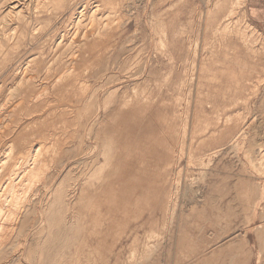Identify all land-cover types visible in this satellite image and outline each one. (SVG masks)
<instances>
[{"label": "rangeland", "instance_id": "rangeland-1", "mask_svg": "<svg viewBox=\"0 0 264 264\" xmlns=\"http://www.w3.org/2000/svg\"><path fill=\"white\" fill-rule=\"evenodd\" d=\"M56 4L0 0V148L32 160L22 140L56 132L51 120L71 144L40 198L44 223L35 212L20 238L23 264H264V0ZM96 7L100 56L82 34ZM58 63L88 86L36 100Z\"/></svg>", "mask_w": 264, "mask_h": 264}, {"label": "bare ground", "instance_id": "bare-ground-1", "mask_svg": "<svg viewBox=\"0 0 264 264\" xmlns=\"http://www.w3.org/2000/svg\"><path fill=\"white\" fill-rule=\"evenodd\" d=\"M40 1V0H39ZM44 1V3H47V2H50L51 1V4L52 2H57L60 3L62 6V1L63 0H41V2ZM68 1V0H67ZM71 2V1H69ZM38 4V3H37ZM56 4V6H57ZM54 6V5H53ZM60 6V5H59ZM57 6V7H59ZM66 6V5H65ZM73 6V5H72ZM43 7V6H42ZM40 8V7H39ZM51 8V6H50ZM63 8V7H62ZM98 7L94 8L91 10L90 14H89V17L88 19L90 20V29L88 28L87 31L85 33H82L83 34V37L85 39H87V42L91 48V51H95V53H97L98 56L101 55V50L104 46V44L106 43L107 41V38H108V35L105 34L106 32V29H108L109 27V23H107L106 20H104L105 18L104 17H101L100 14L98 13ZM37 10V9H36ZM86 10V9H85ZM81 14V13H80ZM113 14V13H112ZM108 18L110 16H107ZM79 18V17H78ZM87 19V20H88ZM99 20H101V23L99 22ZM78 21V20H77ZM76 23V22H75ZM84 21H83V17L80 16L79 18V21H78V25H83ZM86 23V22H85ZM88 25V26H89ZM75 26V25H74ZM73 26V28H74ZM2 27V26H1ZM79 28V27H78ZM77 28V29H78ZM72 29V28H71ZM32 30V29H31ZM70 31V30H69ZM78 31V30H77ZM76 31V33H77ZM85 31V30H84ZM103 31H106L105 33ZM11 33V32H10ZM19 34V33H18ZM17 34V35H18ZM69 34V33H67ZM66 34V35H67ZM81 34V33H80ZM16 35V34H15ZM31 35V34H30ZM35 35V34H34ZM62 35V34H61ZM63 36V35H62ZM65 36V35H64ZM69 36V35H68ZM74 36V35H72ZM21 37V36H20ZM25 37V36H24ZM70 38V37H69ZM72 38V37H71ZM81 38V37H80ZM79 38V39H80ZM83 38V39H84ZM22 39V37H21ZM26 39V38H25ZM28 39V37H27ZM62 39V38H61ZM67 39V37H66ZM13 41H15L13 38H12ZM31 40V39H30ZM33 40V39H32ZM31 40V42H32ZM65 40V39H63ZM26 41V40H25ZM34 41V40H33ZM68 41H71V40H68ZM60 42V41H59ZM77 42V41H76ZM73 41V43H76ZM56 43V41H55ZM63 43V42H62ZM82 43V42H81ZM85 43V42H83ZM60 44V43H59ZM67 44V43H66ZM57 45V44H56ZM72 45V44H71ZM74 45V44H73ZM77 45V43H76ZM112 45V44H111ZM64 46L67 47V45L64 44ZM75 46V45H74ZM63 47V46H62ZM83 47V48H82ZM81 48L84 49V46H82ZM61 48V47H60ZM76 48V47H75ZM74 48V49H75ZM70 49V48H69ZM80 49V48H79ZM78 49V51H79ZM87 49V47H86ZM73 50V49H72ZM88 50V49H87ZM58 51V50H57ZM77 51V50H76ZM82 51V50H81ZM91 51H87L85 54L86 55H90V52ZM62 52V51H61ZM74 52V51H73ZM84 52H85V49H84ZM109 52V51H108ZM53 53V52H52ZM51 53V54H52ZM72 53V52H71ZM70 53V54H71ZM79 54V53H78ZM77 54V55H78ZM92 54V53H91ZM108 54V53H107ZM76 55V56H77ZM81 55V54H80ZM83 55V54H82ZM109 55V54H108ZM58 58V56H56ZM68 57V56H67ZM82 56H80L81 58ZM75 58V56H74ZM65 59V58H64ZM57 60V59H56ZM73 60V58H72ZM91 60V59H90ZM33 61V60H32ZM38 61V60H37ZM66 61V59H65ZM71 61V60H70ZM97 61V60H96ZM27 62V61H26ZM31 62V60H30ZM28 62V63H30ZM40 62V61H39ZM62 62V61H61ZM64 62V60H63ZM75 62V61H74ZM73 62V63H74ZM78 62V60H77ZM86 62V61H85ZM91 62V61H90ZM89 62V63H90ZM100 62V61H99ZM52 63V62H50ZM54 63V62H53ZM69 63V62H68ZM80 63V62H78ZM97 63V62H94V64ZM27 64V63H25ZM24 64V65H25ZM32 64V63H31ZM37 64V63H36ZM43 64V62H42ZM77 64V63H76ZM92 64V63H91ZM23 65V64H22ZM28 65V64H27ZM34 65V64H32ZM88 65V64H87ZM29 66V65H28ZM46 66V65H45ZM54 66V65H53ZM80 66V65H79ZM82 66V65H81ZM20 67V66H19ZM18 67V68H19ZM36 67V66H35ZM56 67L57 69H62V73L60 76H57L55 77L53 80H51V73L53 72V67L51 68H48L46 70V75L45 77H49V87H45L44 90H42V93H40L38 90H36V93L37 91L40 93L38 94L36 98H40L41 96L43 95H51V93H55V94H59V96H61V100L63 99V97H67L69 96V101H70V95H73V93L75 91H77V89L79 88L81 90V93L83 92V90L85 89V86L83 83L81 84L80 82V76H79V72L77 71V67H75L73 64H68V65H64V66H59V63L58 65L56 64ZM84 66H82L83 68ZM86 67V65H85ZM23 68V67H21ZM26 68V67H25ZM28 70H29V67H27ZM39 68V66L37 67ZM81 68V67H79ZM33 68H31L30 70H32ZM86 69V68H85ZM85 69H83V71H85ZM19 70V69H17ZM21 70V69H20ZM27 69H25L26 71ZM27 70V71H28ZM35 70V69H34ZM82 70V69H81ZM24 72V71H23ZM31 72V71H30ZM82 71H80L81 73ZM86 72V71H85ZM27 73V72H26ZM32 73V72H31ZM16 74V73H15ZM25 74V73H24ZM37 74V72H36ZM86 75V73H84ZM18 75H20V73H18ZM17 75V76H18ZM28 75V74H27ZM40 75V73H39ZM31 76V75H29ZM82 76V75H81ZM26 77V76H25ZM25 77H21L20 76V79L21 78H25ZM33 77V76H31ZM37 77V76H36ZM85 77V76H84ZM35 78V77H34ZM39 78V77H38ZM42 78V77H41ZM26 79V78H25ZM24 79V80H25ZM30 79V78H29ZM33 79V78H32ZM37 79V78H36ZM24 80H23V84H24ZM48 81V78L46 79ZM84 80V79H83ZM30 82V80H28ZM46 81V82H47ZM17 82V79L16 81ZM32 82V80H31ZM41 82V81H40ZM45 81H43L44 83ZM86 82V81H85ZM20 83V82H19ZM22 83V82H21ZM27 83V82H26ZM18 84V82H17ZM16 84V85H17ZM22 84V85H23ZM21 85V86H22ZM26 85V84H25ZM40 85V84H39ZM44 85V84H43ZM19 86V85H18ZM16 86V87H18ZM20 86V87H21ZM27 86V85H26ZM24 86V87H26ZM29 86V85H28ZM80 86V87H79ZM88 86V85H87ZM86 86V87H87ZM15 87V88H16ZM43 87V86H42ZM14 88V87H13ZM12 88V89H13ZM14 88V90L12 91H16ZM23 88V86H22ZM32 88V87H31ZM30 88V89H31ZM21 89V88H19ZM18 89V90H19ZM87 89V88H86ZM25 90V88H24ZM23 90V91H24ZM35 90V89H34ZM79 90V91H80ZM12 91H11V94H12ZM23 91H22V94H23ZM32 91V90H30ZM21 92V91H19ZM86 92V90H85ZM18 93V92H17ZM14 94V95H19V94ZM28 93V92H27ZM79 93V92H78ZM12 94V95H13ZM34 94V93H33ZM57 94V95H58ZM76 94V93H75ZM30 95V94H29ZM36 95V94H35ZM56 95V96H57ZM24 96V94H23ZM12 97V96H11ZM16 97V96H15ZM18 97V96H17ZM16 97V98H17ZM34 97V96H32ZM65 97V98H66ZM25 98V96H24ZM21 99V98H20ZM29 98L27 97V102L29 101L28 100ZM33 99V98H31ZM59 99V100H60ZM26 100V98H25ZM24 100V102H25ZM37 100V99H36ZM72 100V99H71ZM6 101V100H5ZM12 101V100H11ZM20 101V100H19ZM22 101V100H21ZM20 101V102H21ZM68 101V102H69ZM22 101V103H24ZM36 102V101H35ZM63 102V100L61 101ZM60 102V103H61ZM74 102V101H73ZM12 103V102H11ZM20 103V105L22 104ZM43 103V102H42ZM32 104V103H31ZM38 104V103H37ZM56 104H57V101L51 97H49L48 99H46V101L43 103V106H44V109L45 110H49V112L51 113H54V111H56ZM62 104V103H61ZM72 104V103H71ZM7 105V104H6ZM35 105V104H34ZM39 105V104H38ZM64 105V104H63ZM17 106V105H16ZM22 106V105H21ZM20 106V107H21ZM25 106V105H24ZM37 106V105H36ZM4 107V106H3ZM8 107V106H7ZM38 107V106H37ZM41 107V106H40ZM2 108V107H1ZM6 108V107H5ZM14 108V106H13ZM35 107H33L34 109ZM69 108V107H67ZM66 108V109H67ZM17 108H15L16 110ZM25 109V107H24ZM38 109V108H37ZM37 109L35 108L36 111H34L35 113L36 112H40V111H37ZM63 110V109H61ZM14 111V110H13ZM17 111V110H16ZM15 111V112H16ZM44 111V110H43ZM59 111V110H58ZM12 112V111H11ZM20 111H18L19 113ZM33 112V111H32ZM31 113V111H30ZM14 112L12 113V116H13ZM16 114V113H15ZM29 114V113H28ZM48 114V113H47ZM55 114V113H54ZM6 117L8 116L7 114H5ZM49 115V114H48ZM23 116V115H22ZM59 116V115H58ZM21 117V115L19 116ZM45 117V116H44ZM54 117V116H52ZM62 117V116H61ZM50 118V117H49ZM69 118V117H68ZM6 119V118H5ZM8 119V117H7ZM11 119V118H10ZM16 119V118H15ZM19 119V118H18ZM60 119V117H59ZM58 119V120H59ZM13 120V118H12ZM39 120V119H38ZM57 120V119H56ZM69 120V119H68ZM71 120V119H70ZM6 121V120H5ZM17 121V120H16ZM20 121V120H19ZM22 121V120H21ZM43 121V120H42ZM15 122V121H13ZM40 122V121H39ZM45 122V121H44ZM49 122V121H48ZM73 122V121H72ZM5 123V122H4ZM7 123V122H6ZM9 123V122H8ZM11 123V122H10ZM18 123V122H17ZM20 123V122H19ZM18 123V125H19ZM34 123H37V122H34ZM63 123V121H62ZM62 123H61V126H62ZM68 123H71V122H68ZM11 124H15V123H11ZM38 124V123H37ZM43 124H46V123H43ZM2 125V124H1ZM5 125V124H4ZM9 125V124H8ZM32 125V124H31ZM30 125V126H31ZM49 125V124H47ZM66 125V122L65 124ZM7 126V124H6ZM4 126V127H6ZM11 126V125H9ZM14 126V125H13ZM11 126V127H13ZM16 126V124H15ZM26 126H27V123H26ZM28 125V127H30ZM34 126V124H33ZM32 126V127H33ZM43 126V125H42ZM41 126V127H42ZM46 126V125H44ZM3 127V126H2ZM3 127V128H4ZM10 127V128H11ZM18 127V126H17ZM21 127V126H20ZM18 127V128H20ZM31 127V128H32ZM40 127V129H41ZM49 127H53V131H56L61 129V131H64L60 127V122L57 124L56 121L54 120H51V126ZM66 127V126H64ZM9 128V129H10ZM16 128V127H15ZM23 128H27V127H23ZM22 128V129H23ZM48 128V127H47ZM6 129V128H5ZM37 129V127H36ZM36 129H32L33 131H35ZM43 129V128H42ZM46 129V128H45ZM50 129V128H49ZM65 129V128H64ZM29 130V129H27ZM5 131V130H4ZM3 130H1L2 134H4ZM11 131V129L9 130ZM15 131L14 128L12 130V132ZM22 131V130H21ZM32 131V132H33ZM41 131V130H40ZM39 131V132H40ZM4 132V133H3ZM28 132V131H27ZM37 132V131H35ZM38 132V134H39ZM56 132L52 133L48 130H45V131H42L40 136L38 135L37 136V142L34 143V141L32 142V137L30 138L29 141H27L28 139H25V140H22L23 143H31V146H30V149L28 151L29 155H30V152L35 155L32 160L29 157L28 159L26 160L25 156H24V153L20 152V154L18 155V157L16 158V155L15 154L14 156H11L8 154V153H13L15 152V150H19L18 148V145L15 143V144H10L9 146L5 145L3 147L0 148V264H23V260H22V257H23V250H24V245H21V242L19 241H22V239L20 240V238L22 237L23 238V243L26 241V243L28 242V239H29V236H31L32 234V229H31V222H32V215L39 211V209L42 207V201H41V197L42 195L45 193L46 190L49 189L50 186H52L55 182V179L57 178V175L60 171L61 168H64L65 164V157L66 155L70 154V141L67 140L66 138V141L63 140V137L62 136V139L58 136L59 134H55ZM9 133V132H8ZM31 133V132H30ZM11 134V132H10ZM28 134V133H27ZM36 134V133H34ZM33 134V135H34ZM6 135V133H5ZM14 135H15V132H14ZM24 135V134H23ZM30 135V134H29ZM62 135V134H60ZM18 136V135H17ZM70 135H68L69 137ZM2 137V136H1ZM15 138V137H14ZM25 138V137H24ZM35 138V137H34ZM65 138V137H64ZM17 139V138H16ZM15 139V141H16ZM70 139V138H68ZM73 139V138H72ZM71 140V139H70ZM11 141V140H10ZM39 141V143H38ZM8 142V141H7ZM14 142V141H13ZM19 142V141H18ZM6 144V143H5ZM21 144V143H20ZM2 145V144H1ZM23 145V144H22ZM22 145H21V148H22ZM26 145V144H25ZM7 146V147H6ZM24 148V147H23ZM21 151V150H20ZM27 151V150H26ZM17 152V151H16ZM261 155V154H260ZM263 158V157H262ZM54 159H57L58 160V164L60 163V167L57 166V162L55 163L54 162ZM36 181L38 183H36ZM34 183H36L37 185H33ZM34 186V187H33ZM28 189V190H26ZM30 190V191H29ZM41 198V199H40ZM44 198V196H43ZM44 202V201H43ZM39 208V209H38ZM45 211V210H44ZM40 212V213H39ZM39 221L40 223H44L45 219H44V212L42 213L41 211H39ZM47 219V218H46ZM24 236H25V239H24ZM22 243V244H23ZM24 246V247H22ZM26 249V248H25ZM22 253V254H21ZM24 259V257H23ZM28 259V258H27Z\"/></svg>", "mask_w": 264, "mask_h": 264}]
</instances>
